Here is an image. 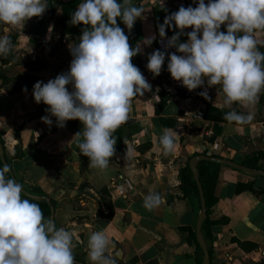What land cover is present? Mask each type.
<instances>
[{
	"label": "crops",
	"instance_id": "1",
	"mask_svg": "<svg viewBox=\"0 0 264 264\" xmlns=\"http://www.w3.org/2000/svg\"><path fill=\"white\" fill-rule=\"evenodd\" d=\"M70 1L46 0L48 8L42 17H33L24 25L0 23V36L12 42L10 54L0 56V140L13 176L25 190L36 188L55 202L53 221L57 228L72 232L73 251L82 254L86 264H91L88 238L97 231L109 238L106 255L115 264H196L195 246L186 241L187 233L182 230L194 232L199 212L189 199L176 198L179 170L194 155L241 164L256 153L264 154V91L254 104L232 105L252 116L248 124L238 125L219 119L229 108L218 99V86H207L206 77L201 88L209 98L199 102L185 99L169 85L163 68L154 78L146 67L148 55L158 50L156 39L160 35L154 28V11L176 12L184 0H131L143 13L131 31L124 24L121 28L131 47L140 45L142 54L133 57L132 63L142 73L151 74L156 94L147 91L134 97L129 121L114 133L116 144L123 142L130 155L110 159L106 170L91 168L77 146L82 136L76 134L82 131V123L70 120L60 128L55 117H50L53 124L49 126L41 121L49 115L48 106L35 102L33 88L30 92L14 90L18 78L25 75L34 76L35 83H47L70 70V48L82 35L81 24L72 25L70 20L83 0H78L74 10L67 7ZM65 15L71 31L59 42ZM256 39L264 52V32H257ZM164 129L170 130L175 141L169 155H164L159 144ZM259 165L264 168V159ZM248 183L258 194L235 191L237 184ZM149 193L164 197L162 205L151 211L145 207ZM214 197L216 202L208 215L210 264H264V178L222 167ZM110 210L111 217H104ZM233 238L255 247L244 252Z\"/></svg>",
	"mask_w": 264,
	"mask_h": 264
},
{
	"label": "clouds",
	"instance_id": "2",
	"mask_svg": "<svg viewBox=\"0 0 264 264\" xmlns=\"http://www.w3.org/2000/svg\"><path fill=\"white\" fill-rule=\"evenodd\" d=\"M46 0H0V23L13 27L24 25L33 17H42ZM143 8L131 0H83L72 13V25L83 24L79 43L70 48L73 59L70 70L47 83L37 81L33 97L37 104L48 106L49 115L41 121L63 128L67 121L79 120L83 129L76 136L77 146L89 159V167L106 170L115 155V131L129 119L132 100L151 91V85L132 58L142 54L139 44L130 46L129 38L118 25V18L132 30ZM175 26L179 31L168 39L165 49L176 48L168 54L167 70L171 77L189 91L218 86V99L229 108L224 119L238 125L248 124L250 114L238 112L233 104H254L264 91V52L259 50L257 32H264V0H198V5L180 6L166 16L159 26ZM226 26V32L221 26ZM187 42H179L184 30ZM148 43H151L149 40ZM12 42L0 36V56H7ZM165 51L148 55L147 69L157 77L165 62ZM71 86V91L69 87ZM27 91L25 87L22 89ZM199 95L208 99L207 91ZM159 144L164 155L174 150V137L164 129ZM131 150H126L130 155ZM8 165L0 168V264H75L74 236L57 228L46 219L40 206L22 199L23 185L7 174ZM164 202L160 193H149L145 207L151 211ZM110 245L103 231L88 238L91 264H115L106 255Z\"/></svg>",
	"mask_w": 264,
	"mask_h": 264
},
{
	"label": "trees",
	"instance_id": "3",
	"mask_svg": "<svg viewBox=\"0 0 264 264\" xmlns=\"http://www.w3.org/2000/svg\"><path fill=\"white\" fill-rule=\"evenodd\" d=\"M71 3H69L67 5L68 8H71V10H74L75 5L77 4L78 0H71ZM209 2V0H205V4H207ZM198 5V0H184L183 1V5L184 7H193L195 8ZM63 10H66V5L63 7ZM171 12L167 9H156L154 11V19H153V23H154V28L155 31L157 33V35L159 36V26L162 25L164 23V19L166 16L170 15ZM66 15L63 17V21L61 22V34L59 37V42H62V38L64 35L68 34V32H70L71 30L68 28L67 26V20H66ZM118 25L121 27L123 25V22L121 20H119L118 18ZM81 30L82 31L86 26L81 24ZM128 30V29H127ZM179 31V29H176L175 26H171V27H166L165 28V32L166 35H168L170 38L176 34ZM192 31L191 28H187L184 30V34L181 35L179 37V42L184 43L185 40L187 39V33ZM221 31L226 32V26L222 25L221 26ZM130 46H132V44H130ZM174 52L177 55H180V53L177 52L176 48H174ZM167 56H165V62L162 66V68L164 70L167 69ZM39 67H44V64H39ZM19 81L17 82V84L14 87V90H19V91H23L22 89H24L25 87L27 88L26 92H30L31 89L34 86L35 83V77L34 76H29V75H25L23 77L18 78ZM158 107H156V113L158 114ZM212 112V111H211ZM215 113H219L217 111H214ZM208 113V112H207ZM206 113V114H207ZM205 114V117L207 116ZM219 119L224 120V117H219ZM228 122V121H227ZM0 142L2 143V141L0 140ZM115 155L111 158L114 159L116 156H121L126 154V146L123 142H119L118 144L115 145ZM196 156V155H194ZM192 156V157H194ZM16 157V156H15ZM191 157V158H192ZM215 157V156H212ZM5 161L7 162V164L9 165V161L10 158H8L7 156L4 155ZM189 158V160L191 159ZM264 159V154L262 153H256L254 156H252L251 158H247L244 161L241 162L242 166H245L247 168H252V169H257V170H264L262 165H259V162ZM188 160V161H189ZM188 161L186 163V165L179 170V194L176 196L177 199L180 200H185V199H189L193 205L194 211L196 213L199 212L200 209V202H199V196H198V190H197V186L192 178V174L191 171L188 167ZM3 165L0 161V168H2ZM224 167L218 164H214V163H210V162H206V161H202L198 164V173H199V179H200V183L202 185V189H203V193H204V198H205V205H206V212H207V216L205 221L203 222L202 225V232H203V236L205 241L207 242V245L210 243L211 240V232H210V221L208 218L209 215V209L210 207L216 202V199L214 197V188H215V183L217 181V177H218V173L219 170ZM9 177V173L7 174ZM250 190L252 191L254 194H258L257 191L252 189V184L248 183V184H237L236 186V192H240L241 190ZM31 194L33 195H37V196H41V197H45L46 196L38 189L36 188H31L28 190ZM22 199H28L25 198L22 195ZM30 200V199H29ZM33 203H36L40 206L43 215L46 219H50L51 216V212H50V207H55V202L52 200H49V202L46 201H35V200H30ZM111 209V208H110ZM112 210L109 211L107 216L104 217H111L112 215ZM182 231H186L187 236H186V241L188 243H193L195 246V251H196V257H195V262L196 264H201V260H202V252L199 248V246L196 244V239H195V233L193 231H191L190 229H186L183 228ZM233 243H236L239 248L244 251V252H248L251 251L252 249H254L255 245L253 244H249V243H242L240 241H238L237 239H232ZM208 251H209V255H211L212 253V249L210 247H208ZM75 256V261L82 263V264H86L84 262V256L82 254L79 253H74ZM150 264H154V263H150Z\"/></svg>",
	"mask_w": 264,
	"mask_h": 264
},
{
	"label": "water",
	"instance_id": "4",
	"mask_svg": "<svg viewBox=\"0 0 264 264\" xmlns=\"http://www.w3.org/2000/svg\"><path fill=\"white\" fill-rule=\"evenodd\" d=\"M171 53H174V52H171ZM128 121H129V119L127 120V122ZM127 122H125V123H127ZM0 161H1L3 166L5 164L8 165L7 162L5 161V158H4L3 146L1 144V142H0ZM202 161L218 164V165L233 169L235 171H238L242 174H245L249 177H254V178H257V177L264 178V170L247 168L245 166H242L241 164L233 162L230 159L220 158V157L196 155L188 161V167L191 171L192 178H193V180L197 186L199 202H200V209H199V213L197 215V220H196L195 230H194L196 244L199 246V248L202 252L201 264H210V255H209L208 247H207V244H206V241L204 239L203 232H202V225H203V222L205 221L206 216H207L204 193H203V189H202V185L200 183L199 173H198V164ZM8 167H9V165H8ZM9 175L11 178L15 179L11 169H10ZM22 195L25 198H28L30 200L49 202L45 197L33 195L30 192H28L27 190H25L24 188L22 191ZM53 211H54V208L51 206L50 207V212H51L50 219H52V220H53ZM118 254H119V252H118ZM75 264H82V263L75 261Z\"/></svg>",
	"mask_w": 264,
	"mask_h": 264
},
{
	"label": "built area",
	"instance_id": "5",
	"mask_svg": "<svg viewBox=\"0 0 264 264\" xmlns=\"http://www.w3.org/2000/svg\"><path fill=\"white\" fill-rule=\"evenodd\" d=\"M166 1H169V0H166ZM169 38L170 37L168 35H165L164 37L159 36L156 39L158 50L166 52L167 60H168V54L171 52H174V47L168 48V49H165V47H164V45L167 43ZM187 39L185 40V42H187ZM42 43L46 44L47 42L45 40H43ZM180 55H181V53H180ZM143 75L146 78V80L148 81V83L151 85V91H148V92H152L153 94H156V84H155V81L152 78L151 74L149 72H144ZM166 80H167V83L169 85L173 86L178 91H181V93L185 99H187L191 102H199L202 99H204L203 96L199 95L200 92L205 91L204 88L198 87L197 89H195L193 91H189L187 88L183 87L180 82L175 81L171 77V75L167 69H166ZM198 115L202 116L201 113H199Z\"/></svg>",
	"mask_w": 264,
	"mask_h": 264
}]
</instances>
